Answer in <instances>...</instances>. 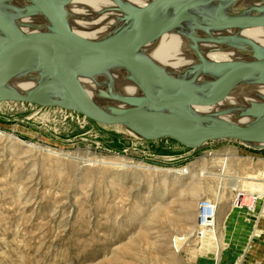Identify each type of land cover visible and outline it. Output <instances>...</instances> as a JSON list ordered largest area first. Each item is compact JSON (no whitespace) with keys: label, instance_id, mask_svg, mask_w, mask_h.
<instances>
[{"label":"rangeland","instance_id":"obj_1","mask_svg":"<svg viewBox=\"0 0 264 264\" xmlns=\"http://www.w3.org/2000/svg\"><path fill=\"white\" fill-rule=\"evenodd\" d=\"M232 179L257 197L252 209L234 206ZM202 198L217 208L199 238ZM0 264H264V148L143 141L61 108L2 102Z\"/></svg>","mask_w":264,"mask_h":264},{"label":"water","instance_id":"obj_2","mask_svg":"<svg viewBox=\"0 0 264 264\" xmlns=\"http://www.w3.org/2000/svg\"><path fill=\"white\" fill-rule=\"evenodd\" d=\"M29 13H41L50 24V35L32 38L22 34L0 12V83L31 70L40 72L38 87L22 94L0 89V103L16 102L61 108L103 126L124 127L143 141L171 139L197 148L207 142L234 140L264 148V103L238 110L249 122L238 124L200 114L193 107L212 103L240 84L264 85V54L259 63L244 61L203 63L178 80L136 52L164 25L174 29L243 30L264 26V2L254 13L226 15L237 0H156L135 8L112 0L122 14L121 24L93 43L79 41L70 30L62 8L71 0H26ZM218 3L216 11L205 8ZM123 67L138 89L137 95L102 93V99L120 103L97 109L79 76H92L108 68ZM214 76L193 89L184 85L199 75Z\"/></svg>","mask_w":264,"mask_h":264},{"label":"bare ground","instance_id":"obj_3","mask_svg":"<svg viewBox=\"0 0 264 264\" xmlns=\"http://www.w3.org/2000/svg\"><path fill=\"white\" fill-rule=\"evenodd\" d=\"M135 8H146L156 0H120ZM264 0H237L223 12L226 15H241L254 13V7ZM30 3L26 0H0V12L22 34L32 38H45L50 35V24L38 12L29 13ZM218 3H212L205 8L206 14L216 11ZM112 0H71L62 8L73 35L83 43H93L118 28L122 14L116 11ZM136 52L146 56L165 72L178 80H184L187 70L203 63L244 61L259 63L258 54H264V26L243 30H197L172 29L160 26L144 43L137 47ZM173 65L175 68H173ZM40 72L31 70L0 83V89L24 93L38 87ZM129 72L123 67L108 68L92 76H79L78 80L84 93L97 109L116 106L118 102L102 99V93H119L137 95L138 89L128 77ZM214 76L199 74L186 82L188 88H195L214 79ZM264 103V85L240 84L232 88L212 103L193 107L200 114L214 116L238 124L249 122V118L240 117L238 110L248 105ZM96 162L117 165L127 168L128 164H118L113 161L98 160ZM98 164V163H97ZM137 167V166H136ZM145 170L154 168L144 166ZM160 171V169H155ZM169 172V170H166ZM184 173V170H176ZM217 178L224 180V174ZM240 179H232V187L244 196V202L251 205L257 199L251 192L244 193ZM213 231L211 229L208 232ZM204 233V234H205ZM203 234V233H202Z\"/></svg>","mask_w":264,"mask_h":264},{"label":"built area","instance_id":"obj_4","mask_svg":"<svg viewBox=\"0 0 264 264\" xmlns=\"http://www.w3.org/2000/svg\"><path fill=\"white\" fill-rule=\"evenodd\" d=\"M253 204L254 202L251 205L245 203L244 196L238 192L236 193V197L234 199L235 207H243L246 209H252ZM216 208H217V204L212 199L202 198L198 201L197 216H196V234L198 235V237L202 233L208 232L211 229H213L214 224H215ZM183 241H184L183 237L179 238V240L173 243V248L177 249L178 246Z\"/></svg>","mask_w":264,"mask_h":264}]
</instances>
